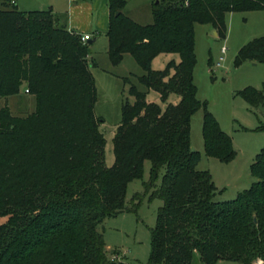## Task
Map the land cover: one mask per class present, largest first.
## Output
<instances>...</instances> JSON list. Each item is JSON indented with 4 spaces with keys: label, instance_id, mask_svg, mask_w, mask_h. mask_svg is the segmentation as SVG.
<instances>
[{
    "label": "trees",
    "instance_id": "trees-1",
    "mask_svg": "<svg viewBox=\"0 0 264 264\" xmlns=\"http://www.w3.org/2000/svg\"><path fill=\"white\" fill-rule=\"evenodd\" d=\"M126 5L108 1L112 64L133 56L144 87L157 90L162 101L170 93L181 99L162 108L124 77L135 101L123 102L109 167L100 130L105 119L95 114L91 44L52 8L23 11L0 1V97L25 87L36 101L23 115L0 107V264H126L109 256L100 226L137 211L143 194L129 204L126 194L148 160L145 195L163 201L148 264H194L196 255L203 264H264V147L251 164L257 180L235 198L218 200L219 188L209 170L198 168L202 153L191 142L192 116L203 109L205 154L223 163L238 154L233 136L197 96L196 25L211 24L224 39L229 12L264 10V0H158L145 25L125 13ZM161 53L181 59L155 70ZM247 61L264 63V35L243 45L234 62ZM262 84L237 91L254 113L264 106ZM254 130L263 131L264 123Z\"/></svg>",
    "mask_w": 264,
    "mask_h": 264
},
{
    "label": "rangeland",
    "instance_id": "rangeland-1",
    "mask_svg": "<svg viewBox=\"0 0 264 264\" xmlns=\"http://www.w3.org/2000/svg\"><path fill=\"white\" fill-rule=\"evenodd\" d=\"M59 1L58 7L54 10L61 8L63 12L60 17L64 20L68 16L66 11L69 3L66 0ZM157 1L127 0L126 10L139 19L137 22L143 25L149 24L153 21L152 6ZM47 3H49L47 9H50L52 0H47ZM233 14L232 29L231 31L228 29L224 39L214 35L212 33L214 28H210L209 24H197L195 31L198 62L194 69V80L198 86L197 96L201 101L209 103V110L217 116L222 129L233 136V144L238 152L237 157L227 163L208 157L204 152L202 132L204 110L200 109L194 113L191 142L192 148L202 153L198 168L209 170L218 183L225 182L227 186L224 194L218 193L216 197L218 200L235 198L237 193L257 180L251 174L249 166L264 147V130H254L261 121L264 123V106H260L254 113L250 110L248 102L237 95V91L248 86L263 87L264 63L258 62L256 66H252L253 63L247 61L236 67L234 62L243 45L264 35V13L256 11ZM97 36L98 39L90 47V57L96 61V65L91 67L98 89L95 114L105 119L101 123L100 130L106 137L105 165L111 167L115 162L114 138L117 127L122 121L123 102L135 101V97L129 93L130 85L125 84L123 78L130 77L132 83L147 92L148 102L159 103L162 108L170 103L177 104L181 95L170 93L167 100L162 101L161 94L157 90L148 89L138 81V77L143 75L144 71L135 58L126 54L120 64L113 65L108 55L109 41L106 33L101 32ZM224 46L227 48L224 62L221 67H214L222 56L221 50ZM173 59L180 61L181 57L178 53H161L153 61V68L162 70ZM6 105L13 113L23 115L35 110L36 101L25 87H22L16 95L0 97V107ZM151 167V161H146L144 176L134 179L128 186L126 194L128 204L131 203L134 194L140 193L144 196L137 211L123 212L119 216L107 218L100 226L106 244L110 246L107 247L109 256L118 261L123 260L126 264H148L150 260L151 231L156 224L157 211L163 204L161 199H151L149 195H145V182L149 180ZM164 171L165 169L162 175ZM195 258L194 264H203L199 255ZM217 264L240 263L221 260Z\"/></svg>",
    "mask_w": 264,
    "mask_h": 264
},
{
    "label": "crops",
    "instance_id": "crops-1",
    "mask_svg": "<svg viewBox=\"0 0 264 264\" xmlns=\"http://www.w3.org/2000/svg\"><path fill=\"white\" fill-rule=\"evenodd\" d=\"M0 1H3V0H0ZM6 1H10L19 10H23V11L47 10V4H49L47 3V0H6ZM66 1L69 3L68 5L69 7L67 10L68 12L66 11V14L68 13V16L67 18H64V20H63V17L62 18L60 17V15H62L61 13L63 12L62 9L56 8L57 10H54L55 7H58V4L60 3L59 0H54V1L52 0V6L50 7V9L52 8L53 11H55L59 15L60 22L62 24H64L65 26H68L70 29L76 32H79L81 34L90 33L92 37L93 36L96 37V38L94 37L95 39H98L97 35L100 34L101 32H104L107 34V31L110 28V25H109L110 10L108 6L109 0H66ZM256 11L264 13V10H254V11H249V12H256ZM125 13L128 16L132 17L134 20L136 21L139 20L138 18L135 17V15L128 12L126 10V7H125ZM233 13H236V12H229L226 16V21L228 22V29L230 31L233 26L232 24V20L234 17ZM152 14H153V8H152ZM263 19H264V16H263ZM209 25H210V28H214L211 24ZM213 63L215 62L213 61ZM251 63H253L252 66H256L258 62L256 63L251 62ZM249 167H250V172H251V165ZM212 176H213V179L215 180V183L217 184L219 188V193L224 194V192L227 190V186L225 182L218 183L213 173H212ZM107 247H110V246H107Z\"/></svg>",
    "mask_w": 264,
    "mask_h": 264
},
{
    "label": "built area",
    "instance_id": "built-area-1",
    "mask_svg": "<svg viewBox=\"0 0 264 264\" xmlns=\"http://www.w3.org/2000/svg\"><path fill=\"white\" fill-rule=\"evenodd\" d=\"M91 38H92V35L90 33H83L82 41L88 42V40H90ZM226 49H227L226 46H224L222 48V50H221L222 56L220 57L219 62L215 63L214 67H221L222 66L224 59H225ZM214 67H213V69H214Z\"/></svg>",
    "mask_w": 264,
    "mask_h": 264
},
{
    "label": "water",
    "instance_id": "water-1",
    "mask_svg": "<svg viewBox=\"0 0 264 264\" xmlns=\"http://www.w3.org/2000/svg\"><path fill=\"white\" fill-rule=\"evenodd\" d=\"M117 14H119V11L117 12ZM212 33L214 35H218L217 30L215 28L212 30ZM95 40L96 39H93V40L90 39V40H88V43L93 44L95 42Z\"/></svg>",
    "mask_w": 264,
    "mask_h": 264
}]
</instances>
